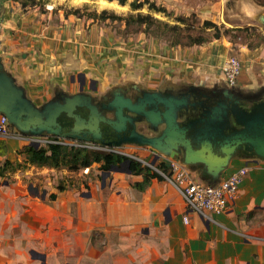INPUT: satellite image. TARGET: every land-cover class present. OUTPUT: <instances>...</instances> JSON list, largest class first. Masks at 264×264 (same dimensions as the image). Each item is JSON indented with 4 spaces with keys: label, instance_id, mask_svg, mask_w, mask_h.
Wrapping results in <instances>:
<instances>
[{
    "label": "crops",
    "instance_id": "obj_1",
    "mask_svg": "<svg viewBox=\"0 0 264 264\" xmlns=\"http://www.w3.org/2000/svg\"><path fill=\"white\" fill-rule=\"evenodd\" d=\"M217 5L204 10L205 18L221 20L220 4ZM32 10L31 6L24 8L18 0H0V39L4 48L0 57V104L8 95V81L13 87L23 90L24 97L34 108L46 110L47 106L51 109L65 103L71 96L89 94L88 85L92 79L97 81V89L90 96L98 104L94 98L104 90V84H111L102 81L100 76H108L110 71H88L87 54L70 37L68 19L59 24L60 20H46L42 17L44 14ZM196 46H181L170 51L172 53L160 71H130L126 81L133 87L143 88L141 93H188L190 100L203 101L206 106L220 101H233L232 105L244 108L254 105L252 101L255 99H248L253 103L248 104L247 97L241 92L242 88L248 89L258 83L253 64L244 65V73H241L237 85L226 89L222 66L227 59V47L213 42ZM149 62L159 70L158 63ZM144 63L147 66V62ZM82 73L86 75L83 89L79 79ZM227 91L233 96H228ZM4 113L0 110V116ZM195 114H189L188 118L183 115L180 121L198 117V112ZM8 119L12 134L7 137L0 135L7 144V153L0 155V159L8 157L13 161H23L24 155L19 151L28 143L15 135L16 132L30 135L50 133L34 134L24 125ZM70 121L67 115L60 118L63 132L70 129ZM225 131L229 132L227 128ZM193 142V149L182 141L166 147L150 143L133 146L141 148L144 147L141 144H149V148H143V156L155 158L157 162L154 165L164 161L168 164L169 160L177 159L187 167L193 179L206 184L217 185L248 164L249 172L226 211L211 213V218H206L188 210L182 193L165 178H154L145 190H139L132 183L142 180L143 175L133 174L129 168L130 160H126L108 170L101 169L102 180L87 192L88 196L96 195L92 198L98 211L93 219L95 226L112 235L117 244L113 246L114 242H111L110 248L119 247V255H125L120 245L124 237L131 244L134 242L133 247L144 245L143 264H264V157L248 154L240 145L237 153L227 161L222 158L225 156L223 150H204L200 143ZM67 171V168L28 164L23 172L28 176L36 174V181L46 179L50 183L52 174L57 176L58 172L65 174ZM33 182L29 190L35 194L38 188ZM185 215H188V222L184 221ZM1 251L0 263L6 261ZM131 257H128V262L136 264L132 260L134 255ZM97 261L99 264L102 262L98 258Z\"/></svg>",
    "mask_w": 264,
    "mask_h": 264
},
{
    "label": "rangeland",
    "instance_id": "obj_2",
    "mask_svg": "<svg viewBox=\"0 0 264 264\" xmlns=\"http://www.w3.org/2000/svg\"><path fill=\"white\" fill-rule=\"evenodd\" d=\"M103 1L37 0L36 7H31L32 11H37L34 13L44 14L45 16L42 17L46 20H60V24L66 21L63 19H68L70 37L87 54V62L90 66L88 71H110V75L100 76V78L102 81L113 84H104V90L97 92L94 100L103 113L114 117V112L103 107V104L104 106L109 104L119 94L135 98L143 89L140 86L133 87L128 84L126 81L128 73L130 71H160V67H165L169 54L172 53L170 51L180 49L181 46H170L164 38L153 37L144 32L129 33L120 22H114L111 19L102 21L89 18L84 14L82 16L67 14L68 10L74 8H80L83 12L87 10L100 12L102 9H108L119 14H127L131 10L129 3L111 6L110 3ZM154 1L167 8V13L151 11L155 16L170 23L178 22L179 16L187 17L186 21L197 27L195 33H203L209 37L210 40L205 42L207 45L213 42L222 47L226 46L228 50L226 58L228 59L231 55L238 56L243 69L244 65L253 64L252 68L259 77L258 83L248 89L242 88L241 92L247 97L246 101L255 99L254 103H258L263 99L264 0ZM216 3L220 4L218 11L221 12L222 18L210 20L220 26L222 35L219 38L214 36L218 32L216 27L206 31L200 28L204 20L209 19L205 18L204 10L211 5L218 7ZM142 11L149 12V9L146 6ZM149 61L158 63L159 70L149 65L151 64ZM144 62H147V66L150 67L145 66ZM224 64L225 62L222 66L223 72ZM95 82L97 83L94 79L90 81L88 95L97 89ZM226 85L228 86L226 89L233 88L227 81ZM197 111L199 109H195L192 113L196 115ZM145 123L141 121L139 126L146 135L154 136L159 133L151 127V124L149 127ZM67 140L71 142L75 139L67 138ZM138 143L126 141L117 146L110 145V147L119 152L137 154L145 164L155 166L157 162L155 158L143 156V148H149L150 145L141 144L144 147H135L140 144ZM151 147L156 149L152 145ZM137 156L132 157L138 158ZM27 166L24 164L22 169L16 170L8 177L0 178V251L2 250L1 253L6 256V261L0 264H42L39 257L32 255V250L46 254V262L49 264H99L97 258L99 262L102 260L100 264H130L128 257L133 255L135 258L132 260L136 261V264H143L144 245L133 247L134 242L131 244L128 238L124 237L120 245L123 246L125 255H119V247L110 248L111 242H114L112 235L101 227L95 226L93 219L98 211L93 199L96 195L92 193L88 196L87 192L92 191L94 184L102 180L101 163H93L89 171L82 168L78 171L69 170L65 174L58 172L57 176L52 174L50 183L46 179L36 181L35 177L38 176L34 173L33 176L25 174L23 171ZM5 181L9 184L5 185ZM31 181L37 184L35 186L38 191L35 194L29 190ZM116 244L114 242L113 246Z\"/></svg>",
    "mask_w": 264,
    "mask_h": 264
},
{
    "label": "water",
    "instance_id": "obj_3",
    "mask_svg": "<svg viewBox=\"0 0 264 264\" xmlns=\"http://www.w3.org/2000/svg\"><path fill=\"white\" fill-rule=\"evenodd\" d=\"M79 77L83 89L86 75L82 73ZM6 90L8 95L0 104V110L16 123L34 131V134L46 131L68 139H92L112 146L136 141L166 147L182 141L189 149H193L195 140L204 150H223L225 156L222 158L227 161L237 153L240 145L245 147L248 154L264 157V99L250 108L232 105L233 101H220L208 107L203 101L190 100L188 93L178 95L144 91L135 98L119 94L109 104H103V107L114 112V117H108L88 94L71 96L61 105L39 110L24 97L22 89L13 87L9 81ZM227 95L233 96L228 91ZM200 105L206 110L202 113L198 111V117L187 119L186 122L180 121L183 115L188 118L193 109ZM62 115H67L71 120V127L67 132L62 131ZM144 117L159 132L157 135L148 136L137 130L136 121ZM226 128L229 130L227 133ZM107 133L114 139L105 136ZM35 145L38 146L39 143ZM31 253L34 257H39L42 264H49L46 262V254L36 250Z\"/></svg>",
    "mask_w": 264,
    "mask_h": 264
},
{
    "label": "trees",
    "instance_id": "obj_4",
    "mask_svg": "<svg viewBox=\"0 0 264 264\" xmlns=\"http://www.w3.org/2000/svg\"><path fill=\"white\" fill-rule=\"evenodd\" d=\"M21 5L26 8L38 4L37 0H19ZM112 1V0H109ZM120 4H130L131 10L127 14H119L115 11L102 9L97 11L83 12L80 8H74L67 11V14L73 13L79 16L83 14L89 18L99 19L102 21L111 19L114 22H120L124 29L131 33L144 32L147 35L164 38L170 46H193L203 44L209 41V37L203 33H195L196 26H192L186 20L187 17H177L178 22L170 23L161 19L151 11L167 13V8L158 5L154 0H117ZM149 12L142 9L146 7ZM88 8V7H87ZM211 27H216L218 32L214 35L219 38L222 33L220 26L210 19H205L201 29L205 31ZM58 137V135H56ZM7 153V144L5 139H0V155ZM19 153L24 155L23 161H13L8 157L0 159V178L8 177L9 174L25 165L33 164L36 166H49L56 168H67L70 171H78L82 168L91 167L93 163H101L100 169L108 170L112 165H121L124 161L130 160L129 168L133 174L143 175V179L135 181L132 185L139 190H145L151 183L152 179H164V176L145 164L142 160L132 157L124 152L96 150L86 146H76L69 143L53 142L46 145H35L28 143L20 149ZM166 173L171 174L169 165L166 161L158 165Z\"/></svg>",
    "mask_w": 264,
    "mask_h": 264
},
{
    "label": "built area",
    "instance_id": "obj_5",
    "mask_svg": "<svg viewBox=\"0 0 264 264\" xmlns=\"http://www.w3.org/2000/svg\"><path fill=\"white\" fill-rule=\"evenodd\" d=\"M2 24L0 23V34ZM3 45L0 39V57L3 54ZM243 71V65L240 58L236 55H231L224 64V76L230 87L237 85L239 77ZM12 134L10 129L9 119L7 115L0 116V135L7 137ZM18 137L26 140L27 143L46 145L53 142L69 143L76 146H86L96 150L118 151L111 148L110 144L103 143L97 140H78L69 141L67 138L56 135H30L16 134ZM112 146V145H111ZM119 152V151H118ZM132 156V155H130ZM134 156V155H133ZM142 160V159H141ZM169 169L171 174L166 173L158 166H152L156 171L161 173L164 178L173 183V185L182 193L188 210L196 212L203 217L211 218V213H222L226 211L238 193V189L244 178L249 172V165H243L236 171L232 172L228 177L222 180L219 184H206L198 182L192 178L191 173L185 165L177 159L169 160ZM85 170H89L86 167ZM188 215L184 216V221L188 222Z\"/></svg>",
    "mask_w": 264,
    "mask_h": 264
},
{
    "label": "flooded vegetation",
    "instance_id": "obj_6",
    "mask_svg": "<svg viewBox=\"0 0 264 264\" xmlns=\"http://www.w3.org/2000/svg\"><path fill=\"white\" fill-rule=\"evenodd\" d=\"M252 102H254V101H252ZM251 101H247V103L248 104H251L252 103ZM253 104V103H252ZM243 105V104H242ZM250 106V105H249ZM197 109H199V111H200V113H202L203 112V110H206V108L205 107H203V105H200V106H197ZM233 109V108H232ZM195 109H193V111H194ZM198 112V111H197ZM130 114L131 115H133V116H136V114L135 113H132V112H130ZM109 117V116H108ZM146 122L145 124H147L148 126L151 124L149 121H147V119L144 117V118H141L140 120H137L136 121V127H137V130L138 131H140L141 133H144L145 134V131H143V129L139 126V124H140V122ZM150 127V126H149ZM105 136H107V137H110L111 139H114V137L113 136H111L110 134H105ZM115 139H117V137H115Z\"/></svg>",
    "mask_w": 264,
    "mask_h": 264
},
{
    "label": "bare ground",
    "instance_id": "obj_7",
    "mask_svg": "<svg viewBox=\"0 0 264 264\" xmlns=\"http://www.w3.org/2000/svg\"><path fill=\"white\" fill-rule=\"evenodd\" d=\"M104 1H105V3H106V2L110 3L111 6H112V5L120 6V3H119L117 0H112V1L104 0ZM104 1H103V2H104ZM110 4H109V5H110Z\"/></svg>",
    "mask_w": 264,
    "mask_h": 264
}]
</instances>
